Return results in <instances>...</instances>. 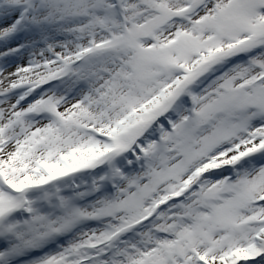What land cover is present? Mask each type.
Returning a JSON list of instances; mask_svg holds the SVG:
<instances>
[{
	"label": "snow or ice",
	"instance_id": "snow-or-ice-1",
	"mask_svg": "<svg viewBox=\"0 0 264 264\" xmlns=\"http://www.w3.org/2000/svg\"><path fill=\"white\" fill-rule=\"evenodd\" d=\"M0 264H264V0H0Z\"/></svg>",
	"mask_w": 264,
	"mask_h": 264
}]
</instances>
